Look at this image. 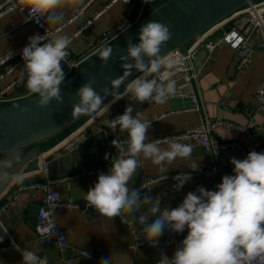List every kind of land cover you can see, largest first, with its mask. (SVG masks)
<instances>
[{
    "label": "crops",
    "instance_id": "1",
    "mask_svg": "<svg viewBox=\"0 0 264 264\" xmlns=\"http://www.w3.org/2000/svg\"><path fill=\"white\" fill-rule=\"evenodd\" d=\"M2 1L4 0H0V3ZM85 1L80 0L75 6H66L63 9L65 13L63 21L57 24L48 21L49 26L58 27L65 23ZM108 1L95 0L82 18L65 26L59 34L73 37L83 21L103 8ZM162 1H155L154 7ZM135 2L136 8L125 3L113 5L89 29L73 37L67 49L71 60L78 59L105 40L112 29L124 20L130 17L134 20L141 0ZM223 32L217 30L210 38H217ZM34 34H39V30L26 21L24 12L16 10L2 17L0 60L25 46L28 38ZM203 61L206 64L200 76L187 89V96L168 98L166 103L157 104L154 101L135 102L127 93L113 108L98 114L93 119V132L80 141L76 155L64 152L49 153L65 135L41 145L42 155L39 162L41 167L46 169L48 177L54 181L52 188L58 192L62 201L79 205L76 209H58L53 213L55 226L64 231L69 245L79 251L91 252L99 260L109 256L111 264H159L162 257L160 242L165 238H184L187 235V229L182 233H176L166 227L157 244H150L146 239L147 233L143 230L145 225H141L138 220L141 216L145 217L146 223L154 219L150 212L152 205L146 199L143 203L138 202L133 210L123 209L125 220L103 216L88 207L84 200L85 193L94 186L98 177V174L84 173L92 169L111 167L114 160L121 155L112 141H125L127 133L119 128L113 132L107 122L123 114L127 106L133 107V115L139 112L141 119L151 122L148 131L150 140L160 141L199 123L210 125L220 121L221 124L214 128V135L219 141L237 143L248 153L253 150L261 152L256 143L264 150V110L258 109L255 97L264 72V50H256L250 64L242 70L236 69L235 53L227 46L214 51ZM23 66L24 63H21L12 75L0 81V88H4L11 81L19 79L18 85L5 94L6 99H12L11 97H14L21 87L26 90V94L30 92L26 88V77L21 80ZM2 72L3 69L0 68V75ZM191 95L198 98L200 105L198 112L186 110L191 107ZM176 142L192 145L191 156L187 159L177 158L171 164L166 163L162 170L160 166L141 155L140 166L128 184L130 190L140 191L147 178L199 172L211 166L210 157L202 146L188 141ZM159 146L167 148L168 141H160ZM231 158L244 159L239 150L228 149L219 152L218 165L221 176L234 174ZM196 163H199V170L192 171L191 168ZM32 176L36 177L34 174ZM175 183L173 178L156 181L149 186L147 197L153 198V202L159 197L161 209L175 208L182 203L188 192L195 191L198 187L212 190V179L208 177H191L179 191L175 189ZM17 187L16 184L12 186L9 184L0 194V209L4 207L0 211V236L4 239V243L0 244V264H21L22 257L14 244L19 245L21 249L35 251L41 258L47 257L49 264H100L71 249L60 251L55 244H43L38 241L34 225L44 195L38 189H28L19 192L13 199ZM138 241L142 242L139 247L135 246ZM179 246H167L166 253L171 257Z\"/></svg>",
    "mask_w": 264,
    "mask_h": 264
},
{
    "label": "clouds",
    "instance_id": "2",
    "mask_svg": "<svg viewBox=\"0 0 264 264\" xmlns=\"http://www.w3.org/2000/svg\"><path fill=\"white\" fill-rule=\"evenodd\" d=\"M79 2L19 0L20 11L27 10L26 21H35L41 26L43 19L53 24L62 22L63 9ZM171 37L168 24L151 20L142 25L138 33L139 42L129 39L126 54L119 57L123 75L110 81L112 90L103 88L104 95L101 96L93 87L94 80L84 83L77 89L79 101L73 105L72 117L97 113L105 99L113 95L133 69L140 73L127 83V92L133 101L166 103L170 96L175 95L177 82L171 78L163 82L157 76L163 69L171 70L182 63L181 57L160 55L161 48ZM70 43L65 35L56 34L46 40L44 35L34 34L21 50L24 61L21 80L26 77V88L37 95L36 104L40 108L49 106L53 100L57 104L63 103L61 86L66 77L63 64L69 55ZM112 52L109 44L99 50L103 64H107ZM117 100H120L118 95L111 102ZM133 112V107L127 106L123 114L107 122L113 132L117 128L126 132L127 139L112 141L121 155L106 173L98 174L94 186L84 196L87 206L103 216L116 217L123 209L133 210L138 204L139 193L135 189L130 190L128 184L140 166L141 155L164 170L166 163L171 164L177 158L187 159L193 152L192 145L174 140L168 141L167 148H161L160 141L150 140L148 136L151 122L141 119L139 112L135 115ZM230 162L234 174L224 175L216 190L198 187L188 192L175 208L161 209L159 197L154 202L153 198L145 197L152 205L150 212L154 219L146 223L145 217L141 216L138 220L145 225L143 230L150 244H157L166 227L176 233L187 229V235L173 255H162L159 264H264V152L253 150L246 158H231ZM191 170L198 171L199 163L194 164ZM173 180L175 189L179 191L191 180V174L179 173ZM14 247L22 257L21 264H48L47 257L41 258L35 251L21 249L19 245ZM82 255L89 256L84 251ZM100 264H111V258H102Z\"/></svg>",
    "mask_w": 264,
    "mask_h": 264
},
{
    "label": "built area",
    "instance_id": "3",
    "mask_svg": "<svg viewBox=\"0 0 264 264\" xmlns=\"http://www.w3.org/2000/svg\"><path fill=\"white\" fill-rule=\"evenodd\" d=\"M95 0H86L76 11L73 16L68 19L65 23L58 27H50L48 21L43 19L41 21L42 25L37 24L35 21L27 20L28 23L32 24L36 29L39 30V35H44L45 39H51L54 35L62 32L63 28L75 20L83 17L85 11L94 3ZM157 0H141L139 5V10L137 15L135 16L132 23L140 19L145 13H147L151 8L154 7V2ZM117 3H125L129 4L132 7L136 8L137 3L135 0H109L107 4L101 8L99 11L94 13L91 17L85 19L81 27L75 32L73 37L79 36L83 31L89 29L110 7ZM22 6L19 4V0H4L0 3V19L7 14H10L16 10H20ZM26 19H27V10L24 11ZM226 29V30H225ZM217 30H223L224 32L218 36L217 38L211 39L210 36ZM73 37H70V41ZM111 39H105L95 45L90 51H88L83 56L79 57L76 60H71L70 52L69 55L64 62V71L66 73L65 80L69 78L73 72L82 66H84L91 58H93L99 50L105 45L109 44ZM46 42V41H44ZM43 43V42H42ZM26 46V45H25ZM21 47L14 52H12L9 56L0 60V67L5 65L8 61L15 59L17 56L21 55V50L25 47ZM223 46H227L231 48L236 56V69L242 70L246 66H248L253 58V55L256 50H264V0L257 1L255 3L249 4L245 8L239 10L234 13L219 25L215 26L211 30L202 34L201 36L194 39L188 47L184 51H176L170 54L169 56L173 57H181L182 63L177 65L171 70L163 69L157 76L160 81L167 82L169 78L174 79L177 82V90L175 95L170 96L169 98L175 97H184L188 95L187 89L193 85L195 80L200 76L202 69L204 68L206 62L203 59L209 57L214 51L222 48ZM24 63L23 59L21 62H16L8 67H6L2 74L0 75V81L13 74L14 70L20 65ZM19 83V79L11 81L4 88H0V106L17 101L19 99L30 97L36 95L34 93H27L24 96L12 99H6L5 94L7 91L13 87H16ZM127 87L123 90L118 96L120 99L126 96ZM117 96V95H116ZM109 99L101 106V109L89 117H87L82 122L78 123L76 126L71 128L69 132L61 138L60 141L57 142L55 146L51 148L49 153H74L79 149L80 141L90 135L93 132L92 123L93 119L98 115L110 108H113L116 103H112L111 101L116 98ZM255 97L258 102V109L264 110V72L262 75V79L258 85L257 91L255 93ZM191 107L186 109L187 111L198 112L200 110V105L198 98L194 95L190 96ZM107 105V107L105 106ZM220 121H215L214 123L208 125L204 123H199L198 125L188 128L181 133L174 134L168 136L160 141L166 142L169 140L174 141H188L194 142L202 146L207 154L210 157L211 166L208 169L190 173L191 177H208L212 179V190H216V186L221 183L222 177L220 175V169L218 165V154L222 150L235 149L239 150L242 157L246 158L248 152L243 149L240 145L233 142H223L219 141L214 135V128L220 125ZM256 147L264 152L263 148L259 143H256ZM216 151V153H214ZM110 167H104L100 169H92L86 171L84 174L93 175L99 174L101 172H107ZM38 181L32 185H20L17 187V190L14 191L13 199L16 198L19 192L25 190H33L38 189L43 193V198L40 206L38 207L35 225H34V233L38 241L43 244H55L60 251L63 249H71L74 252L82 255L83 251H79L75 247L68 244L66 240V236L64 231L58 229L55 226L53 213L60 210H68V209H76L79 207L77 203L64 202L60 199L59 194L52 188V184L54 183L48 175L46 169L42 168L40 165L39 170L34 174ZM176 175L162 176L159 178H147L144 180L142 186L140 187V191H142V196L147 197L149 186L160 180H166L169 178H173ZM24 176H19L17 178H13L11 182V186L15 185L16 182L21 180ZM166 177V178H165ZM6 206V205H5ZM3 208L0 209L3 210ZM125 220L122 211L120 215L116 216ZM185 238V237H184ZM184 238H165L162 242H160L161 247V256L166 255L170 257L165 248L169 245H180L181 241ZM4 243L3 237L0 236V244ZM15 245V244H14ZM142 245V242L138 241L135 246L139 247ZM89 254L86 257L90 261L100 263L97 257H95L91 252H87ZM83 256V255H82ZM49 264V263H48ZM258 264V262H256Z\"/></svg>",
    "mask_w": 264,
    "mask_h": 264
},
{
    "label": "water",
    "instance_id": "4",
    "mask_svg": "<svg viewBox=\"0 0 264 264\" xmlns=\"http://www.w3.org/2000/svg\"><path fill=\"white\" fill-rule=\"evenodd\" d=\"M257 1L260 0H163L137 21L132 23L130 17L112 29L111 34L106 37L112 38L109 45L113 52L109 61L106 65L103 64L98 52L84 66L75 70L61 86L62 104L53 100L49 106L40 108L36 104L37 95H33L1 105L0 194L11 184L13 178L24 176L16 182L17 186L32 185L38 181L32 175L40 168L41 145L54 140L90 116L82 114L72 117L73 105L79 101L77 89L91 79L95 81L94 89L101 96L104 95L103 88L108 87L111 91L110 81L123 75L119 57L126 54V42L129 39L139 42L138 33L142 25L151 20L170 25L172 37L160 52L162 57H167L173 52L184 51L194 39ZM21 59L22 56L19 55L0 68L4 70L13 63L21 62ZM138 75L140 73L133 69L131 75L104 103L125 90L127 83ZM16 94L11 98L24 96L26 90L21 87ZM25 108L28 111H22ZM76 154L77 151L70 155ZM138 193L139 202L143 203L142 191Z\"/></svg>",
    "mask_w": 264,
    "mask_h": 264
},
{
    "label": "trees",
    "instance_id": "5",
    "mask_svg": "<svg viewBox=\"0 0 264 264\" xmlns=\"http://www.w3.org/2000/svg\"><path fill=\"white\" fill-rule=\"evenodd\" d=\"M67 132H69V130H68ZM67 132H65V133L61 134L60 136H58V139H59L60 137H62L63 135H65Z\"/></svg>",
    "mask_w": 264,
    "mask_h": 264
}]
</instances>
